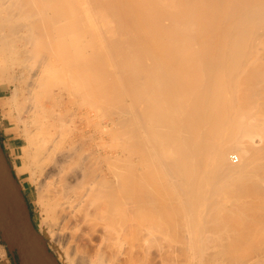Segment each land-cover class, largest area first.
I'll return each instance as SVG.
<instances>
[{"label":"bare ground","instance_id":"6f19581e","mask_svg":"<svg viewBox=\"0 0 264 264\" xmlns=\"http://www.w3.org/2000/svg\"><path fill=\"white\" fill-rule=\"evenodd\" d=\"M0 84L65 264H264V0H0Z\"/></svg>","mask_w":264,"mask_h":264},{"label":"rangeland","instance_id":"374dc122","mask_svg":"<svg viewBox=\"0 0 264 264\" xmlns=\"http://www.w3.org/2000/svg\"><path fill=\"white\" fill-rule=\"evenodd\" d=\"M9 95H10L9 86L6 84H0V142L2 144V147L4 149V152H5V155L7 157L9 164L11 163L10 166H11V169L13 170L17 184H18L20 190L22 191V193L26 199V202L29 206L32 221H33L34 225L36 226V229H38V226L41 222V219L43 218V213H42L43 208L41 205H39L37 203L38 199H37L36 185L31 183L28 180L27 174H16L17 166L21 165L22 147L25 145V141H24L23 137H21L19 135L18 129L12 128L11 123L9 122L11 116L7 111L8 108L3 106L4 105L3 102H6V100H7V99L5 100V98H7ZM97 112H99V111L94 110L91 106H89V104H87V102L76 101V124H77L76 126H78V124H79V127H81V128L83 127L86 132H89V130L94 131L93 123H90L89 125H87L88 122H86V121L88 118H93L94 115L96 116V114H98ZM7 113L9 114V120L6 116V115H8ZM15 114H14V116H15ZM97 116L95 118L100 117V116L99 117H97ZM95 118L93 120H95ZM100 119H101V117H100ZM100 119H97V120H100ZM12 122L14 123V120ZM105 122H106V120L102 118L101 123L105 124ZM85 123H87V124H85ZM94 139L95 140L98 139L100 141V138H99V136H97V134L94 136ZM105 140L107 142L110 141V140H108L107 137L104 138L103 142H105ZM94 142H93V145L97 146V141L95 143ZM161 236L162 237H160V238H162V239H159L160 241H158V239L157 240L155 239L156 241L154 239L152 240L151 237L147 238L150 241L152 240V242L153 241L155 242L154 247H153L152 242H151L152 247L150 248V254H149V252H147V251H149V249H148L149 243H147L148 245L145 244V242L143 241L144 238H142V239L140 238L141 241H138L141 243L140 246L142 247V249H143V246L145 247V245H146V247L144 248L145 251H146V248L148 247L147 251H146L148 254L147 253H145V254H147V256H151L150 259L152 262L150 264H154V263L155 264H164V262L162 261V258L159 257L158 250L163 251V249L167 248V245L164 244V242H165L163 240L164 236L163 235H161ZM144 240H146V239H144ZM146 241L149 242L148 240H146ZM143 242H144V244H143ZM157 242H161L160 244L162 245L163 249L159 245L157 247L158 249L156 248L157 245L155 246V244H157ZM43 243L46 245V247L48 246L47 248L50 250V252L52 253L53 257L55 258V260L57 261L58 264H65L64 261L51 248V245L49 244L48 239L45 236H43ZM142 244H143V246H142ZM5 245L6 244L3 241V238L0 234V246H2V249L4 250L3 251L4 253L0 252V264H20L16 253L9 250V248ZM175 252H174V254L177 255L176 256L177 260L175 258V261L177 262L178 258H179V261L177 264L183 263L184 259H182V256H180V254H178L179 253L178 251H175ZM161 254H162V252H161ZM178 255H179V257H178ZM176 262H173V263L176 264ZM185 264H186V261H185Z\"/></svg>","mask_w":264,"mask_h":264},{"label":"water","instance_id":"95a60500","mask_svg":"<svg viewBox=\"0 0 264 264\" xmlns=\"http://www.w3.org/2000/svg\"><path fill=\"white\" fill-rule=\"evenodd\" d=\"M24 212V214H23ZM22 215L25 216L36 239L40 254H36L21 234ZM0 234L9 250L16 253L20 264H58L50 250L39 239L29 206L20 190L13 170L0 142Z\"/></svg>","mask_w":264,"mask_h":264}]
</instances>
